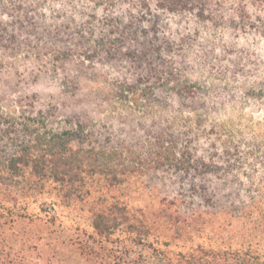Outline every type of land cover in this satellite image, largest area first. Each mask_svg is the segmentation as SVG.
Instances as JSON below:
<instances>
[{
    "label": "trees",
    "instance_id": "1",
    "mask_svg": "<svg viewBox=\"0 0 264 264\" xmlns=\"http://www.w3.org/2000/svg\"><path fill=\"white\" fill-rule=\"evenodd\" d=\"M0 9L27 15L0 24V264H264V127L247 134L221 118L235 105L264 111V0ZM198 35L199 81L183 72ZM128 43L141 66L150 53L155 82L106 91L152 123L138 138L105 136L85 81ZM63 113L65 126H51ZM185 114L210 127L216 152L181 143Z\"/></svg>",
    "mask_w": 264,
    "mask_h": 264
},
{
    "label": "rangeland",
    "instance_id": "2",
    "mask_svg": "<svg viewBox=\"0 0 264 264\" xmlns=\"http://www.w3.org/2000/svg\"><path fill=\"white\" fill-rule=\"evenodd\" d=\"M27 15L24 11H10L4 12L0 9V24L6 23L12 19L26 20ZM193 43L190 51H187V59L191 63L186 64L183 68L185 73L190 75L194 80L199 81V35L197 38H192ZM131 42L132 38L126 40ZM46 41H42L44 44ZM76 39L74 40V43ZM126 44L121 50L118 51L114 58H100L96 61L94 68L90 69L89 77L86 79L87 91L92 92L84 99L89 108V113L92 116V122L95 124L97 130L104 132L105 136H109L110 133L117 137L124 138L128 135H133L135 138L140 137L144 133L148 132L152 123L151 116L148 115V111L143 114L139 110L130 108L127 102L113 100L111 94L106 91V88H110L116 84L117 81L122 80H136L138 77L143 76L146 85H151L155 82V76L158 75V70H151L153 66L147 64L149 58V52L147 53L145 62L140 65V60L143 58V53H138L136 56H130V49L125 48L130 46ZM73 44V43H72ZM142 51H144L142 49ZM222 65L228 63L227 57L221 56ZM146 67V68H145ZM191 67V68H190ZM184 73V74H185ZM54 86V81L44 80V92L47 93L48 86ZM45 102L54 104L58 101L59 96L56 95L52 98L45 95ZM92 103H103L101 109H94ZM152 102L143 101L141 103V109H146ZM221 118L229 122V127L243 129L245 133H250L251 127L253 129H262L264 127V111L257 110L253 107H242L241 105H235L228 108V111L221 114ZM184 125L181 133V143L189 145V149L199 157V155L209 156L216 152L214 144L217 143L216 137L209 133L210 127L204 128L199 125V114H185ZM65 113L59 116H53L50 120V125L65 126L66 121ZM261 124V127H260ZM2 144L0 143V147ZM216 146V148H217Z\"/></svg>",
    "mask_w": 264,
    "mask_h": 264
}]
</instances>
